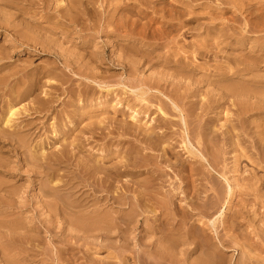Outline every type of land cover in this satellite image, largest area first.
Wrapping results in <instances>:
<instances>
[{"label":"bare ground","instance_id":"obj_1","mask_svg":"<svg viewBox=\"0 0 264 264\" xmlns=\"http://www.w3.org/2000/svg\"><path fill=\"white\" fill-rule=\"evenodd\" d=\"M194 1L199 0H0V36L4 34L6 42L0 45V230H3L0 241L6 242L4 251H1L4 264L32 263L26 251L17 248V252L14 240L15 235H20L18 231L31 229L28 227L30 223L24 222L26 219L15 215L19 210L15 203L19 187L12 179L17 176L23 179L20 166L27 167V172L33 176L32 183L39 185L37 204L43 211L42 217L48 216L47 212L51 215L50 218L43 217V220L40 218L41 225L53 228L52 232L49 230L51 238L57 240L62 239V233L57 229L66 228L69 234L65 240L72 252H75L74 246L80 240L91 241L101 249L116 248V244L111 242L113 238L122 239L123 250L126 251L127 244L131 243V240L127 243L129 234L127 236L126 230L140 221L138 216L145 217V238L159 234L161 228L160 232L164 231L162 233L166 235V238L163 236L164 242H159L163 245L157 249L161 259L158 263L168 264L175 257L173 248L190 241L208 251L203 259L204 264H214L212 260L216 250L221 248L214 246L212 240L218 238L222 247L224 243L220 227L229 233L247 225L257 230V237L263 240L264 174L254 172L245 175L240 166L243 157L264 170V79L258 75L248 79L241 73L259 64L264 65V38L258 36L253 44L252 36H248L249 32L264 30V0H213L214 7L209 5L214 9V12H209L212 21L221 20L227 15H230L227 16L228 21H239L238 18L242 16L247 20L243 24L245 30L228 27L234 29L231 34L225 32L224 28L208 34L213 41L218 40L216 47H221L227 40L237 42L239 47H249V53L237 51L238 56L233 55L236 51L232 47L234 52L225 55L235 66L237 63L240 67L244 66L231 72L232 76H240L241 79L236 82L231 79V82H226L230 78L228 71L207 75L198 68L189 70L190 64L180 58L174 60L170 54H156L158 49L153 46L154 43H147V49H134L131 43L124 44L126 41H123L127 38L143 41L152 30L153 38L169 39L173 32L185 29L192 22L196 21L197 24L200 13L191 10ZM157 24L159 28L154 29ZM217 26L210 27L215 31L218 30ZM91 30L104 36L105 42L113 40L116 53L108 55L107 42L100 45L95 42L96 36L82 34ZM72 34L79 36L80 48L72 45L64 49L62 45L65 43L60 42L61 37H65L62 41L68 40L66 44H71L74 41ZM237 35L240 37L237 38ZM199 47L202 50H196V54L201 58L209 57L210 53L214 55L213 60L217 57L207 46ZM251 51H256L254 56H251ZM26 52L29 53L23 65L2 63L14 57L20 58ZM42 58H47V61L34 67V71L30 70L34 59ZM142 62H148L151 66L165 64H161L162 70L151 79L150 86L166 93L168 90L171 94L169 102H162L158 95L150 96L155 99L154 102L163 103L161 115L156 116V125L149 127L145 123L142 126L139 124L142 120L135 119L139 116L137 113L131 116L133 124L126 119H121L122 122L118 124L119 114L117 117L116 114L121 111L108 102L92 103L97 97L96 84L100 87L105 83L103 76V81H98L100 76L92 64L100 68L104 65L109 68L120 66L129 71L127 74L138 79ZM166 67L173 68V73L164 71ZM194 71L200 78L195 79L191 75ZM74 76L83 78L85 82L83 80L75 86ZM185 78H189L190 83L182 82ZM259 78L263 80L258 81ZM48 84V92H45L43 88ZM42 92H45L44 96H41ZM65 95L70 96L68 101H61ZM24 101H28V106L16 109ZM79 102L85 103L80 107L77 105ZM60 106L61 110H58ZM109 108H115L114 116L108 112ZM233 108L237 109L231 113ZM170 113L177 116L179 121L171 119ZM51 118L54 122L49 125ZM110 125L116 127L119 138L130 136L135 143H129L123 152L105 149L97 155L88 151L86 146L90 140L85 139L84 134H90L91 137L88 136L92 139H107ZM175 126L181 127L183 133L175 131ZM106 130L109 132L106 133ZM49 133L55 143L61 142V147L46 153ZM42 136H46L45 139L35 141ZM179 141L185 143L187 149L190 144L200 150L198 154L189 151L191 161L183 160L181 152L176 151ZM118 144L124 146L125 142L120 140ZM251 149L258 153V157L248 155ZM236 150H240L241 154L236 155L233 166H229L226 155ZM11 152L16 153L21 165L10 161ZM5 154L8 158L2 157ZM61 168L65 171L62 172ZM174 173L184 186H175L178 184L176 180L177 184L173 185L171 180L175 177L172 176ZM124 180L130 184H122ZM177 198L185 202L176 204ZM190 199L189 204L187 200ZM192 211L197 212L194 220ZM157 212L165 219L161 227L156 225L161 220L156 216ZM14 215L17 217L13 218ZM150 216L154 218L152 221ZM207 216L212 219L205 222ZM186 225H190L188 229ZM204 226L213 235L210 236L209 232L208 235ZM228 233L227 236L231 234ZM152 251H145L147 256H144L148 260L150 256L156 258L150 254ZM155 262L151 259L150 263Z\"/></svg>","mask_w":264,"mask_h":264},{"label":"rangeland","instance_id":"obj_2","mask_svg":"<svg viewBox=\"0 0 264 264\" xmlns=\"http://www.w3.org/2000/svg\"><path fill=\"white\" fill-rule=\"evenodd\" d=\"M191 5H193V7H191V10L195 11V13H200L199 14L200 16H198V17H200V19H199V22H197V24L200 23V25L198 24L199 26L196 24V21L192 22L185 29H182V30H180L178 32H173L171 34V36L169 37V39H163V40H160V39L157 40L156 37L153 38V36H152L153 35V33H152L153 30H152L151 33H149V36H147V38H144L143 41H141V40H130L129 38H127V39L123 40V41H126V43H124V44L131 43L134 46V49H142V48L143 49H147L148 48L147 43H154L153 46L158 49L156 54H160V55L170 54V55L173 56L174 60H177V59L180 58V59H182L185 62L190 64L191 67L189 68V70H192V68H198V71H200L201 73L204 72L207 75H214V73H217L218 71H221V70L222 71H226V72L228 71V76H230V78L229 79L227 78L228 81H226V80H222V81H224V82L225 81L226 82H231V80L232 81L235 80L234 82L238 81L240 76L237 75V74L232 76L231 72H233L235 70V68H239L240 65L237 63L238 65L236 64V66H235V64H233L231 61H229V59L227 60L226 56H229L228 53H233L234 51H236V52H234L233 55H236V56H238V54H239V52L237 53V51H240V52L243 51V53H246L248 51V53H249V49H248L249 47L248 48H246V46L245 47L244 46L243 47H239L238 44H236L237 42L233 43L235 41L232 42L231 40H227L226 43L223 42L222 44L224 46L222 45L220 47V45H219V46L216 47V44H218V40H217V42L215 41L216 39L213 41V39H211L209 36L213 32L216 33V31H219L220 29H223V28L225 29L224 31L228 32L229 34H231L230 32H232V30H234V29L230 30L228 27H230V28L237 27V28L244 29L243 28L244 27L243 24H245V22L247 20H245V18L242 16L241 17L242 19L238 18L239 21H237V20L234 21V22L233 21H228L227 16L230 17V15H227L226 17L221 18V20L212 21V19H211L212 16H211V14H209V12H211V13L214 12L213 7H214L215 4H214L213 0H209V1L208 0L194 1ZM209 5L213 6V7H211L212 9L209 8ZM256 7L258 8L259 6L256 5ZM6 10L9 11V8H7ZM9 12H11V10ZM207 16L210 18V20L206 19ZM240 19H241V21H240ZM209 21L212 22V23L210 24ZM145 22L146 21H143L142 23H145ZM216 25H218L217 26L218 30L214 31L213 29H211V27H213V26L216 27ZM222 25H224V26H222ZM226 25H227V27H226ZM157 26H159V25L157 24L154 27V29ZM208 26L209 27L211 26L210 29L207 28ZM157 28H159V27H157ZM226 28H228L229 30H227ZM185 32H186V34H185ZM82 34H92L93 36L97 37L96 40H95L96 43H98L100 45H104V42H105L104 36H101V35L99 36L96 33V31L91 30L89 32L87 31V32L82 33ZM208 34H210V35H208ZM254 35H256V37H254ZM248 36H252L251 42L255 43V40L257 38H259V37L260 38L261 37L264 38V30H261V31L257 30V31H255L253 33L249 32ZM239 37L240 36L237 35V38H239ZM4 38H5L4 34L2 36H0V45L6 43V42H4ZM63 38H65V37L64 36L61 37L60 42H64L65 43L64 45H62L64 49H65V47L67 48V46H72V45H78L79 48H80L81 45H79L80 44V40H79V36L78 35L72 34V38H74V41L71 44H66L68 42V40L65 41V39H64V41H62ZM201 41H202V43H201ZM144 42H145V44H144L145 46L143 45ZM107 43H108L107 47H106L107 48L106 49L107 54L109 55V54H111V52L112 53H116L115 52L116 44L114 43V41L110 40V42H107ZM160 43H161L162 46L160 45ZM200 43H201V45H200ZM58 45L60 46V44H58ZM113 45H114V48L112 47ZM189 45H191V48L193 49V51H192V49L190 48ZM202 45L207 46L208 50H213L211 52L215 53L217 57L213 60L212 56L214 57V55L212 53H210L211 55L208 54V56L209 55L210 56L207 57V58L206 57L205 58H201L200 56H198L196 54V50H202L201 49L202 47L201 48L199 47V46H202ZM209 47H210V49H209ZM223 47H226V48H223ZM219 48H220V51H219ZM236 48H237V50H236ZM221 49H223V52H222ZM232 49L234 51H232ZM28 53L29 52H26L25 54L22 53L20 55V58L14 57V58H12L10 60H5L2 63H12V64H14L13 66H15V65L16 66L17 65L20 66L22 64V62L24 63V59L25 58L27 59V57H28L27 54ZM255 53H256V51H251V56H254ZM249 56H250V54H249ZM17 58L20 59V60H18ZM34 60L35 61L32 60L33 63H32V67L30 69L32 71L35 70L34 67H37L38 65L39 66L42 65L44 63V60L47 61V58H42V59H37V60L34 59ZM230 60H232V59H230ZM161 64H154V66H151L148 62H145V63L142 62L140 67H139L140 70H139L138 73H140L143 76H141L139 74L138 75V79H137V77H133L131 74L130 75L127 74L126 72L129 73V71L128 70L126 71V70L122 69L120 66H112L111 68H109L108 65H104V66H101V68H100L99 66H96L95 64H92V67L96 69L95 70L96 73L100 76V79H98V81L102 80V78H101L102 76L104 77V81H105V83L102 84L100 87L96 84L95 88H96V96L97 97L95 96L96 98L92 102L93 105L97 104L96 102H98V103H105V102L107 103L108 102L112 106H114L117 110L121 111V113L119 112V113L116 114V117L119 114L118 120H117L116 123H118V122L121 123L122 120L124 121L126 119L127 122L128 121L130 122L129 124H133V123H131V122H134L132 120L131 116H133L134 113H137L139 116H137V118H135V119L137 121H141L142 120L140 123L138 122L139 124H142V126H144L146 124L149 127H151L150 125H156V121L155 120H157V117L159 115H161L160 114L161 113L160 112V108L162 107V104H163L162 102H169L168 98L171 95V94H169L168 90H167V93H168L167 94L165 92V90L164 91H162V90L159 91V89L153 88L152 87L153 85L150 86L151 85L150 82L152 81L151 79L155 77L157 72L162 70ZM162 65L165 66V64H162ZM259 65L260 66H258V67H254V68L252 67L251 70H244L241 73L245 74L248 79L253 77V75H258V77L260 76V77H263V79H264V65L263 64H259ZM228 67L229 68L231 67L230 70H229ZM169 68L170 69H168V67H166L164 71H168L169 73H173L172 72V71H174L173 68L172 69H171V67H169ZM240 68H244V66H241ZM247 68H249V67H247ZM261 69H262V71H261ZM6 71H8V69ZM191 75H194L195 79L200 78V75H197L196 71H194L193 74H191ZM74 78L76 79L74 81V85L75 86L77 84H79V82H83V80H84L83 78H79L77 76H74ZM136 79H137V81H136ZM263 79L259 78L258 81L259 80H263ZM43 81L48 82L47 80H43ZM49 82H51V81H49ZM84 82H85V80H84ZM182 82L190 83L189 82V78L182 79ZM93 86H94V84H93ZM48 87H49V84L46 87H44L43 90L45 89L44 91L48 92V89H49ZM65 87H67V86L65 85ZM201 87H202L203 90L205 89L204 86H201ZM181 91L183 92V89ZM45 92L44 93L42 92L41 96H44ZM97 92L99 94H97ZM163 92H165L166 94H164ZM155 95L156 96L158 95L157 98H161L160 100L163 99L162 102H154L155 99H151V97L152 96L156 97ZM65 96L66 97L62 96L61 101H66V100L68 101L70 96L69 95L68 96L65 95ZM148 99L152 100L153 102H149ZM79 103L77 105L81 107V104L83 106V104L85 102L80 103V105H79ZM130 104H133L134 107H133V105H131L132 106L131 107ZM137 104H139V107L135 108ZM146 104H147V106H146ZM26 105L28 106V101H24L20 105H17L16 109H19V108L22 109ZM143 105L146 106V107H144ZM141 107H142V109L145 108L144 111L141 109ZM146 108H148V110H146ZM114 109L113 108H109V110H108V112L111 115H113V116H114ZM136 109H138V111H136ZM139 109H141V110H139ZM236 109L237 108H235V109L233 108L231 110V113L234 112V110H236ZM58 110H61V106L58 108ZM140 111H142V112H140ZM122 113H124L125 115L122 116L123 115ZM171 115L172 114L170 113V118L171 119H173L175 121H179V118L177 116H175V115L171 116ZM224 118H226V117L224 116ZM119 119L120 120L122 119V120L119 121ZM176 119H178V120H176ZM53 122L54 121L51 118L48 121V124L50 125ZM223 122H224V119H223ZM120 123H118V124H120ZM148 126H146V127H148ZM113 127L116 130L115 126H111L110 127L111 129L109 128L110 129L109 130L110 134L107 137V139H101V138H97V137L96 138L94 137L92 139V138H90L91 137L90 134H86L85 133L84 136L82 134V136L85 137V139H89L90 140L88 142L87 146H86V149H88V151H91V152L99 155V154L103 153L105 151V149H111V150H114V151H119V150L121 151L122 150V152H123L125 150V147L129 145V143H131V144L135 143V139L130 137V136L120 137L119 138L117 136V133H116L117 130L116 131L114 129L112 130ZM111 130H112V133H111ZM174 130L175 131L179 130L178 131L179 133H183L182 128L179 127V126H177V127L175 126ZM109 131L106 130V133L109 132ZM45 137L46 136L37 137V140H35V141H39V140H41V138L45 139ZM126 138H127L128 142L125 141ZM120 140L121 141L123 140V142H125L124 146L122 144H118ZM130 140H132V142ZM47 142H50V143H48V145H47ZM60 147H61V142L55 143V141L53 140L52 134L49 133V139H46V153L47 152L51 153L53 151H57ZM176 148H177L176 149L177 152L178 151L181 152L180 154L182 155L181 156L182 159L183 160L185 158L187 159V160L185 159L186 161H191L192 155L190 154V152H194V153L198 154V152L200 151L197 148L196 145H192L191 146L190 144H189L188 149H187L185 143H183L181 141H179L176 144ZM231 153L232 154L226 155V157L229 158L228 159L229 166H233L235 156L238 155V154L240 155L241 151L240 150H236V151H232ZM10 154L12 155V157L10 158V161H13L15 164L21 165V161H19L18 158L16 157V153L11 152ZM248 155H252L254 157H258V153L255 150H253V149H251V151H250V153ZM79 156L82 158V155L79 154ZM2 157L3 158H8V156H6V154L3 155ZM208 158H209V160L211 159L210 156ZM250 163H251L250 161H248L247 159L242 157V164H241L242 166H240V167H242L243 173L244 172L246 173L245 175H247V174L249 175L250 173H254V172H257L258 175H263L264 174V170H261L262 168L260 169V168L256 167V165H254L252 163L250 164ZM15 164H13V165H15ZM263 166H264V164H263ZM20 168H21L20 169V173L22 174L23 179L20 178L19 176H17L14 179H12L14 182H16L17 186L19 187V192L16 195L17 198H15V201H16L15 203L18 204V205L16 204L17 205L16 207L19 208V210H16L15 215H17L18 217L15 216V215H14L15 217H13V216L12 217L13 218L17 217V218H20V219H23V220L26 219V220H24V222H26V224L30 223L28 225V227L31 228V229H22V231H20V232L18 231V233H20V235L19 234L15 235L14 236V240L16 241V244H17V245H15V246H17L16 249L19 248L21 251H26V255H29V260L32 262L31 264H68V263L72 264L73 261H74V263L76 261L75 264H107V263L108 264H111V263L112 264H122V263L123 264L124 263H128V264H147L145 262H148V264H149L151 262V259H152L153 262H155V260H156L157 263L155 262L154 264L167 263V262L158 263L159 261H161V259H160V256L157 255V253H159L157 249H158V247H160V245H163L162 244L164 242L163 241V238H164L163 236H165V238H166V235H164V233H162L164 231L160 232L161 229H162L161 228L160 231L158 230L159 234L157 233L158 232L157 231L156 232L157 234H154L153 236L150 235L151 237L145 238L144 236L146 235V233L143 230L144 226H145L143 224L144 223L143 221L145 219L144 216L143 217L142 216H138L137 218L140 221L138 223L130 225L129 228L126 230L127 231L126 232L127 236L129 234V236H128L129 238H128V242L127 243H129V241L131 240L130 241L131 243H129V244L126 243L128 245V248H126V251L123 250L124 249L123 246H122L124 244L123 240L119 239V238H113L111 240V242L114 243V245L116 244V246H117L116 248H104L103 247L101 249V248H99L97 246V244H95V243L92 244L91 241L90 242H88V241L85 242V241H81L80 240V241L77 242V244L74 246V249H73L76 253L72 252L71 250L69 251L68 243L65 240V238H66L65 236L69 234V232L65 230L66 228H64L63 230H58L57 229V232L59 231V232L62 233V235L59 234L62 239L61 240H57V239H52L51 238V236H52L51 232H52L53 228L46 227V225H44V226L41 225V221L44 219L43 217H45V216L42 217L43 211H41V208L39 207V204H37V195L40 194V191H38L39 190V187H38L39 185H36L35 183H32L33 182V176H32V174L30 172H27V167H23L22 168L20 166ZM259 169H260V171H259ZM61 171L64 172L65 170L63 168H61ZM62 172H61V174H62ZM174 175H175V177H173L174 179L172 178V180H171L173 185L177 184L176 182H178V184L175 185V186H179V185L184 186V184H182V181L179 178L176 177L175 173L172 174V176H174ZM175 180H176V182H175ZM125 182H127V181L124 180V182L122 181L121 183L122 184L123 183L124 184L128 183V182L127 183H125ZM128 184H130V182ZM131 186H132V183H131ZM180 199L177 198L178 201L176 200V204L177 203L179 204L180 202H183V201L185 202V200L179 201ZM45 200L46 199H44V201ZM193 200H192V203H193ZM190 201H191V199L187 200V202L189 204L191 203ZM44 211H46V210H44ZM222 211H224V208L222 209ZM261 211H263V209L259 210L258 213L261 212ZM226 212L228 213L229 211L226 209ZM192 213L195 214L194 216H192V220H194L197 217V215H196L197 212H193L192 211ZM159 214L160 213L157 212L156 216L159 217L161 220L159 222H157L156 225H158V227L159 226L161 227V223H162V225H164L163 222H165L164 221L165 219H162L163 216L159 215ZM47 215L48 216H46L45 218H47V217L50 218L51 215L49 214V212H47ZM252 216L254 217L255 215H252ZM253 217H251V218H253ZM40 218H42V220H40ZM150 218L149 219L151 221L154 219L153 216H150ZM209 219H212V217L207 216V218L204 219V220H206L205 222H208ZM31 224H32V226H31ZM189 226L190 225H186V229H188ZM40 227H41V230H40ZM44 227H46V228L44 229ZM241 227L242 228H240V230L238 229V230H236L234 232L230 231L229 233H231V234L226 232V230L224 231V229L222 227L219 228L220 235L224 239V241H222V240L221 241L224 242V243H222L223 244V247H222V245L219 243L220 241H219L218 238L217 239L215 238L214 240H212V242L214 241L213 242L214 246H218V247L220 246V248H221V250H219V249L216 250V252H217L216 256H215L216 259L214 258L215 260L214 259L212 260V261H214V264H262V263H264V238L262 240L259 237H257L258 231L257 230L254 231L253 227H249L248 228L247 225H243ZM177 228H178V226H177ZM203 228L206 229L207 227L204 226ZM38 230H40V231H38ZM206 231H207V233L208 232L210 233V236L213 235V233H211V231H209L208 228L206 229ZM54 232H56V229H55ZM225 232H226V235H224ZM1 233H3V230H0V235H1ZM209 233H208V235H209ZM227 233L229 234L228 235L229 237L227 236ZM37 234L39 235L38 236V240H37V237H36ZM32 238H33V240H32ZM155 238H156V240H155ZM157 238H159V239H157ZM160 239H162V240H160ZM35 240H37V241H35ZM157 240H158V242H157ZM2 242H3V240L0 241V264H4V262H5L4 261V256H3L4 254L1 251L3 250L6 242H3V243ZM140 242H142V243L140 244ZM159 242H162V243H159ZM158 243H159V246L157 245ZM146 245H148V246H146ZM144 247H146V248L144 249ZM152 247H154L153 249L156 250V251H152L153 250ZM176 247L177 246H175L173 248V253H174L175 257H173L172 260L170 262H168V264L169 263L170 264H194V263L196 264V261L199 260V261L202 262V260L206 256V254H208V251H206L207 252L206 253L204 251V249H202L201 247L199 248L196 245V243H193V242L191 243L190 241H188L183 246L182 245H180V247L178 246L177 249H176ZM26 249L29 250V251H27ZM31 250H33V251H31ZM34 250H36V251H34ZM145 251H152V252H150V254H153V256H156V258L150 256L151 259L148 260L145 257V256H147ZM175 251H177L178 254ZM221 251H223V252L221 253ZM17 252H18V249H17ZM72 253H74V254L71 255ZM119 253H120L121 257L119 256ZM69 255H71V256L69 257ZM201 255H202V257H201ZM76 256L78 258H75ZM112 256H113V258H112ZM177 256H178V258H177ZM67 258L71 259V260H67ZM108 258H110V259H108ZM200 258H202V259H200ZM127 259H130V260H127ZM143 259H145V260H143ZM123 260L127 261V262H123ZM204 260H203L202 263L201 262H197V263L204 264L205 263ZM150 264H152V263H150Z\"/></svg>","mask_w":264,"mask_h":264}]
</instances>
